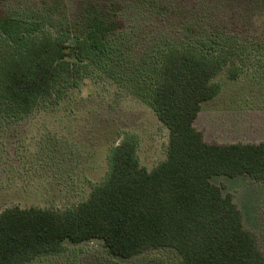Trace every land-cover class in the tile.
Segmentation results:
<instances>
[{"label": "trees", "instance_id": "obj_1", "mask_svg": "<svg viewBox=\"0 0 264 264\" xmlns=\"http://www.w3.org/2000/svg\"><path fill=\"white\" fill-rule=\"evenodd\" d=\"M60 5L49 0L20 8L0 0V120L18 121L63 99L83 77V61L101 57L119 30L114 4H103L106 16L84 26L69 22ZM237 38V32L209 31L162 51L155 72L146 75V99L168 130L165 159L147 170L139 163L138 137L124 132L106 155L103 179L82 201L64 209H2L0 264H30L60 253L64 241L92 238L122 259L170 248L177 264H264L233 195L211 182L218 174L264 182V141L207 142L194 125L201 103L221 89L213 78L225 70L235 80L242 71L243 61L233 60Z\"/></svg>", "mask_w": 264, "mask_h": 264}, {"label": "rangeland", "instance_id": "obj_2", "mask_svg": "<svg viewBox=\"0 0 264 264\" xmlns=\"http://www.w3.org/2000/svg\"><path fill=\"white\" fill-rule=\"evenodd\" d=\"M49 0H8L35 6ZM71 23L84 26L101 6H117L120 23L101 57L84 60V75L57 103L44 102L18 120H0V211L6 207H72L85 199L107 170L106 155L124 132L138 137L139 163L147 170L166 157L168 130L148 101V79L167 47L187 46L209 31L238 33L234 57L243 61L235 80L221 71V89L201 103L195 126L207 142L264 141V0H61ZM71 47L75 40L68 41ZM185 44V45H184ZM245 45V47H244ZM76 61L75 53L69 57ZM233 195L243 226L264 253V182L244 174L213 175ZM170 248H150L127 259L111 255L103 241H64L63 250L30 264H177Z\"/></svg>", "mask_w": 264, "mask_h": 264}, {"label": "crops", "instance_id": "obj_3", "mask_svg": "<svg viewBox=\"0 0 264 264\" xmlns=\"http://www.w3.org/2000/svg\"><path fill=\"white\" fill-rule=\"evenodd\" d=\"M197 118V117H196ZM195 121H196V119H195ZM194 125H195V122H194ZM233 143V142H232ZM244 143H248V142H244ZM253 143H257V142H253Z\"/></svg>", "mask_w": 264, "mask_h": 264}]
</instances>
